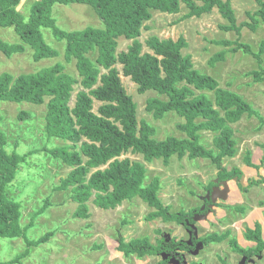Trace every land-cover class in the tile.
Listing matches in <instances>:
<instances>
[{
	"label": "trees",
	"instance_id": "trees-1",
	"mask_svg": "<svg viewBox=\"0 0 264 264\" xmlns=\"http://www.w3.org/2000/svg\"><path fill=\"white\" fill-rule=\"evenodd\" d=\"M20 1L0 0V27L13 28L20 39V43L14 44L0 39V52L10 58L29 47L33 50L35 61L56 57L58 52L45 42L42 32L43 29L50 30L57 41L65 42V59L67 62L76 61L79 79L67 73L60 62L16 78L4 73L0 76V102L42 105L46 98L49 99L45 116L46 137L65 144L53 148L45 146L42 150L71 169L54 188L69 192L70 199L78 204L75 218L90 217L87 203L92 198L97 207L105 210L116 209L125 201L139 198L154 209L147 220L163 218L167 222L179 223L181 215L182 219L195 222L193 214L200 213L203 208L179 215L169 211L170 207L164 206L159 197L160 179L154 177L146 183L148 171L145 164L128 157L121 159L127 154L140 155L146 162L162 159L165 165L173 156L211 159L218 167V186L237 178L239 188L245 192L248 190L240 184L243 172L237 167L228 170L223 162L224 158H233L237 153V141L231 125L240 121L244 114L258 115L256 110L239 94L221 89L216 79L195 69L191 56L183 53L188 46L184 37L174 40L151 36L145 41L147 51H144L139 37L154 11L177 14L181 3L189 9L188 18L200 17L217 8L229 23L221 26L224 31L240 33L244 26L253 31L258 27V19L264 23V0H256L260 10L250 17L252 24L242 23L239 26L230 0H198L201 4L197 0H37L28 16L17 10ZM73 3L92 7L102 20L103 28L86 27L74 31L59 28L52 16L53 6ZM121 38L131 40V44L127 50L118 53ZM221 43L229 44L225 41ZM240 50L258 61L260 70L250 75L255 82H264V39L257 51L239 42L231 51L236 53ZM225 55L226 51L217 53L212 57L211 64L223 61ZM117 64L122 65L123 76L131 78L140 94L153 91L166 97V100L149 99L146 109L157 119L169 113L183 118L184 123L178 128L186 134V138L169 136L158 141L155 128L146 121H138L137 104L124 87ZM74 85H79L81 90L71 106ZM204 92H213L214 98ZM95 100L101 103L97 111H94ZM29 116L27 112H21L19 117L26 120ZM203 132L216 134L213 149H206L200 144ZM7 146L8 136L0 129V238H21L27 247L37 246L47 242L54 232H48L38 240L27 239L21 225V204L10 198L8 188L21 165L40 149L19 154L15 150L9 152ZM245 164L256 167L251 161V152L247 153ZM262 164L264 166V157ZM262 183L264 178L260 177L259 181L251 180L249 187ZM260 204L264 205V202ZM49 205L50 199L47 198L34 216ZM235 210L245 211L244 206H236ZM29 227L25 226V229ZM247 229L246 240L257 243L253 250H245L235 238L228 241L231 249L246 257V261L264 251L260 224L257 223L254 229ZM230 234L229 230L213 233L203 238L202 243H221ZM116 238L118 251L127 259L134 255L142 260L161 251L160 246H153L144 237L128 243L121 233ZM27 254L28 251H24L0 264H18Z\"/></svg>",
	"mask_w": 264,
	"mask_h": 264
},
{
	"label": "rangeland",
	"instance_id": "rangeland-1",
	"mask_svg": "<svg viewBox=\"0 0 264 264\" xmlns=\"http://www.w3.org/2000/svg\"><path fill=\"white\" fill-rule=\"evenodd\" d=\"M35 1L37 0H21L17 10L23 16H28ZM230 2L238 26L242 23L252 24L250 17L260 10L257 1L230 0ZM197 3L201 4L198 0ZM188 13L189 9L184 3H181L180 12L177 14L154 11L152 19L144 24L139 40L144 45V51H147L145 41L151 36L174 40L184 37L188 46L183 49V53L191 56L195 69L216 79L221 89L239 94L256 110L258 115L244 114L240 121L231 125L233 137L237 141V153L233 158H224L223 165L228 170L233 167L243 169L245 175H249L250 178L252 175L257 176L259 174L257 171L261 167L264 169L262 164L264 82L257 83L250 75L253 71L260 70L258 61L254 57L243 53L242 50L236 53L231 50L236 47V42H239L250 45L252 51H257L264 39V23L258 19L256 30L252 31L248 26H244L238 33L235 30L222 29L221 26L229 23L217 8L200 17L188 18L186 17ZM52 16L57 26L66 31L82 30L86 27L103 28L102 20L89 5L56 4L52 8ZM42 32L45 42L55 49L58 55L35 61L33 50L29 47L23 53L14 54L10 58L0 52V76L10 73L16 78L60 62L67 73L79 79L76 61L73 59L67 62L65 59V42L57 41L50 30L43 29ZM0 39L11 44L20 43L13 28L0 27ZM223 41L229 44L223 45L221 43ZM130 44L131 40L119 39L117 52L127 50ZM222 51H226L225 59L212 65V57ZM91 58L94 59V56ZM262 65L264 67V63ZM116 68L120 72L128 94L137 104L138 121H146L155 128V138L158 141H163L169 136L186 138V134L178 128L184 123L183 118L176 113H169L157 119L146 109L149 99L166 100V97L159 96L153 91L140 94L131 78L123 76L122 65L117 64ZM80 90L79 85H74L71 106L74 105L76 94ZM204 93L211 99L214 98L213 92ZM48 100L46 98L42 105L0 102V129L8 136V151L15 150L19 154H24L33 149H40L28 157L27 163L21 165L15 180L8 188L10 198L21 204V225L26 231V238L34 241L48 232H54L47 242L31 247H27L26 242L21 238H0V262L13 259L20 253L28 251L18 264H221L222 259L226 260L227 264H242V262L264 264V251L259 254L260 256L251 257L252 261H246V257H239L234 253L228 242L231 238H235L245 250H253L257 246V243H248L245 234L256 216L251 210L258 207L257 202L260 199H264V186L257 189L258 193L251 192V189L246 192L237 190L232 186L235 193L231 192L228 200L219 199V203L216 204L219 207H216L214 212L209 207L208 210L212 214L203 216L206 220L195 217V222H187V224V218L182 219L181 215L179 223L167 222L163 218L147 220L148 214L154 209L139 198L125 201L116 209L108 210L97 207L92 198L87 203L90 217L75 218L78 204L70 199L69 192L57 191L54 188L71 169L42 150L45 146L53 148L65 144L61 140L46 137L45 116ZM100 105L101 103L95 100L94 111H97ZM21 112H27L29 118L21 120L19 117ZM215 135L212 132H203L200 144L206 149H213ZM248 152H251V161L258 164V167L249 169L250 166L245 164ZM126 157L145 164L148 171L146 183L154 177L160 179L159 197L164 206L170 207L169 211L172 213L188 214L198 207L203 208L205 206L203 202L208 199H211V205H215L214 200L218 196L216 189L221 185L217 184L218 167L211 159L200 157L190 159L188 155L183 158L173 156L169 164L165 165L162 159L146 162L140 155L127 154L121 159ZM47 198L50 199V205L42 213L34 216L43 207ZM221 203H224L222 204L224 212L221 210ZM236 206H244L245 211H236ZM256 211L258 217L263 219L264 210L258 208ZM222 214L225 217H222ZM124 222L127 223L123 225ZM257 223L259 224L258 221L254 224ZM262 225L261 230L264 231V224ZM25 226L30 227L25 229ZM222 230L230 231L227 240L209 245L202 243V239L207 235L222 233ZM120 233L123 234L126 243L144 237L153 246H160L162 252L145 256L142 260L134 255L127 259L117 250L116 237Z\"/></svg>",
	"mask_w": 264,
	"mask_h": 264
},
{
	"label": "crops",
	"instance_id": "crops-1",
	"mask_svg": "<svg viewBox=\"0 0 264 264\" xmlns=\"http://www.w3.org/2000/svg\"><path fill=\"white\" fill-rule=\"evenodd\" d=\"M253 163V162H252ZM254 164V163H253ZM256 167H258L259 165L258 164H254ZM256 167H252V168H256ZM251 167H249V169H252ZM258 170V169H257ZM256 170V171H257ZM242 172H243V179L240 181V184L243 186V188H248V190L247 191H249L250 189H251V192L252 191H256L257 193H258V191H257V189L259 190L260 188H263V186H264V184L262 183V184H260V185H256V184H254L253 186H250L249 187V185H250V181L251 180H254V181H259V179H260V177H263L264 178V176H262L263 175V171H264V169L261 167L260 169H259V171H257V173H259V174H257V176H254V175H252V177L250 178V176L248 175V176H246L245 175V172L243 171V169L241 170ZM262 171V172H261ZM245 177H247V178H245ZM232 186H235L236 188H237V190H239L240 188H239V186L237 185V182H235L234 180H229V181H227V185L226 184H222L219 188H217V190H219L218 192H220L221 194H219L218 196H216L215 197V199H217L215 202L216 203H219V199L220 200H228L229 199V194L232 192V193H235V189H234V187L232 188ZM241 190V189H240ZM255 193V192H254ZM221 197V198H220ZM223 197H226V199H223ZM261 202H264V199L263 200H259L258 202H257V204H258V207H254V209H252L251 211V213H254L256 216H254V219H253V223H252V225H250L249 227L250 228H252V229H254L255 228V225L256 224H254L255 222H259V224H261V227H263V225L262 224H264V218L262 219V218H259L258 217V213H257V209L259 208V210L261 209L262 211L264 210V205H261L260 203ZM222 204H224V203H221V205ZM215 210H216V208H214ZM219 209V208H218ZM220 210V209H219ZM222 211H223V207H222V209H221ZM225 210V209H224ZM224 212V211H223ZM226 213V212H225ZM223 215V214H222ZM226 216H227V213H226ZM206 217V216H205ZM222 217H225L224 215L222 216ZM201 219H203V220H206V219H204V217H202ZM255 221V222H254ZM264 231H262V234H264L263 233ZM263 237H264V235H263ZM248 243H250V244H254L255 242H252V241H247ZM119 245V244H118ZM117 248H118V246H117ZM118 250V249H117Z\"/></svg>",
	"mask_w": 264,
	"mask_h": 264
},
{
	"label": "flooded vegetation",
	"instance_id": "flooded-vegetation-1",
	"mask_svg": "<svg viewBox=\"0 0 264 264\" xmlns=\"http://www.w3.org/2000/svg\"><path fill=\"white\" fill-rule=\"evenodd\" d=\"M219 190H217L216 189V193H217V195H219V194H221L220 192H218ZM205 203V206L203 207V210L200 212V213H198V212H196V213H194L193 214V217H196V218H202L203 216H208L209 214H212V213H210L211 211L212 212H214V208H216V207H219V206H216V204H218V203H215V205H211V199H208V200H206V202H203V204ZM209 207H210V209H211V211L209 212ZM187 220V222H191L192 223V221L190 220V219H186ZM197 220V219H196ZM190 224V223H189ZM222 232H225V231H223L222 230ZM263 252V251H262ZM236 255H238L239 257H244L243 255H241V254H238V253H236V252H234ZM255 256V255H254ZM250 261H252V259L250 258L249 259ZM222 262H221V264H227V262H226V260L225 261H223V259L221 260ZM242 264H244L243 262H242Z\"/></svg>",
	"mask_w": 264,
	"mask_h": 264
},
{
	"label": "water",
	"instance_id": "water-1",
	"mask_svg": "<svg viewBox=\"0 0 264 264\" xmlns=\"http://www.w3.org/2000/svg\"><path fill=\"white\" fill-rule=\"evenodd\" d=\"M242 179H243V177H242ZM242 179H241V180H242ZM232 180H234L235 182L238 183L237 178H234V179H232ZM228 181H229V180H228ZM223 183L227 185V181H224ZM223 183H222V184H223ZM218 188H219V187H218ZM220 198H221V197H220ZM223 199H226V197H223ZM216 200H217V199H215L214 201H216ZM117 249H118V248H117Z\"/></svg>",
	"mask_w": 264,
	"mask_h": 264
}]
</instances>
